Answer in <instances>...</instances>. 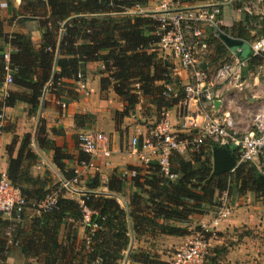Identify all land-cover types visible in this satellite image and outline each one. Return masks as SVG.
Returning a JSON list of instances; mask_svg holds the SVG:
<instances>
[{
  "label": "trees",
  "instance_id": "16d2710c",
  "mask_svg": "<svg viewBox=\"0 0 264 264\" xmlns=\"http://www.w3.org/2000/svg\"><path fill=\"white\" fill-rule=\"evenodd\" d=\"M139 1L21 0L16 15L21 21L30 17L38 19L41 41L35 47L29 32H6L0 19V115L4 108L18 103L27 106V115L31 117L51 99L75 100L78 93L71 88L72 83L78 74L83 78L89 62H100L103 66L99 71L101 92L111 89L123 102V109L115 111V126L129 116L140 101L148 102V112L153 105L159 110L177 105L183 97L182 86L172 76L170 63L158 50V37L154 34L156 22L123 13L125 8ZM250 1L240 0L236 6L243 8ZM244 14L262 24L257 15ZM7 45L11 48L10 85L15 89L4 91L2 85L7 70L3 52ZM167 86L177 90L178 96L167 92ZM33 143L39 149L52 150L53 166L62 178L75 175V169L67 167L69 160L76 158L79 164L90 159L89 154L78 148L76 155H72L64 147L55 145L47 137L42 118L34 137L30 133L21 137L14 134L5 146L6 175L20 190L27 207L13 231L16 245L7 243L5 232L9 222L0 214V264H6L16 247L25 257L24 264H33L32 261L37 264H120L132 239L139 241L140 237H153L157 233L188 234L186 223L217 207L222 192L232 196V200L251 192L256 201L264 202V174L259 164L238 162V152L231 147L237 161L234 170L210 177L211 148L215 143L205 140L197 150L189 151L187 157L176 152L170 155L171 172L177 175L174 179L163 176L155 161L142 166L128 165L126 170L135 172L130 180L135 190L124 206L116 196L124 195L125 177L119 178L114 171L107 183L109 193L94 192L100 185L98 176L94 175L87 182L89 195L82 204L60 190L51 209L36 212L35 204L54 190H50L53 183L50 173L40 176L31 170L39 160ZM83 207L92 213L89 224L84 226L85 236L80 238L78 228L83 224ZM28 208L34 212L31 217L25 215ZM91 224L96 227L91 228ZM149 257L148 253L136 251L128 255L132 262L154 264Z\"/></svg>",
  "mask_w": 264,
  "mask_h": 264
},
{
  "label": "crops",
  "instance_id": "0c3cea01",
  "mask_svg": "<svg viewBox=\"0 0 264 264\" xmlns=\"http://www.w3.org/2000/svg\"><path fill=\"white\" fill-rule=\"evenodd\" d=\"M206 1L221 3L223 22L219 28H204V36L208 48L207 53L202 55V58H199V66L201 63L206 64L205 68H200L210 77L219 64L227 62V60H231L234 57L245 59L247 65L241 73V86L225 87L223 89L221 100L213 101L212 104L204 101L190 102L187 112L190 116L196 117L198 122H200L206 116L221 114L227 111L233 117L236 125L238 120L237 115L246 116L255 111L258 112L264 110V55H254L251 49V43L262 35L264 24L259 16L258 19L262 24L244 14L246 11L243 8H238L236 6L237 2L240 0H181L179 7H191ZM141 2L144 6L151 8L156 5L157 0H141ZM20 4L21 0H0V19L4 23V30L8 33L29 32L35 47H38L41 41L38 19L30 17L21 21L20 17L16 15V10H19ZM257 10L258 9L255 7L254 12L250 15H257ZM165 61L170 63V66L172 67V76L179 80L181 86L188 82L190 72L180 68L176 57L171 54L165 55ZM102 67L103 66L100 62L87 63L86 73L82 79L84 87L82 89L78 88L76 91L79 96L71 102L65 101L66 105L64 107L60 106L61 109H55L54 104L51 101V104H47L46 107L41 109L42 116L45 118L50 117L47 118L48 122L49 119L53 120L52 123L49 122L45 124L51 127V130L46 129L47 133L50 131V135L47 134V137L52 140L55 145L64 147L66 152H69L72 155H76V153L68 150L73 149L72 145H74V143L72 140L74 133L87 131L102 133L105 139L100 144L99 152L94 156H90V161L95 164L96 168H81L79 164H77L78 160L76 158L69 160L67 162V167L80 169L82 171L81 174L85 173L84 175L85 177L87 176V178L88 175H92L91 173H96L94 175L98 176V180L100 179L99 175H103L102 178L104 179L103 183L105 185L102 187V190L98 189L99 185L94 191L105 194L109 193L107 183L110 176L113 175L115 171L119 174V178L122 176L125 177L123 193L125 195L126 180L131 183V177L135 172L126 170V168H124L125 166L123 167L121 164H115V161L113 162V160L111 161L112 164H109L106 160L110 159L112 156L104 157L102 154V150L106 148L110 149L112 152L116 147L118 149L120 148L121 139L119 133L115 130V127H118V125L115 126L113 114L115 111H121L124 107L122 100L115 95L111 89L106 92H101L99 88V78L101 74L99 71ZM9 88L15 89L13 85H9L8 89ZM24 106L25 105L22 104H16L13 107L4 108L2 112L4 122L9 115L16 116L19 112L25 116V113L22 112V108H25ZM141 108L140 101L129 116L123 117L120 120V127L126 129L125 135H127V141H129L136 133L137 129L139 130V133H141L140 135H142L147 125L152 124L154 120L157 121L162 117L168 119L172 126V130L178 132L181 136L190 135L197 131L192 130L193 132H182L180 129L179 123L182 120V115L186 112V109L180 104L167 109L162 108L160 110L157 106L153 105L151 107L150 115H145V112ZM19 109H21V111H19ZM132 115L135 116L132 117ZM2 126L0 125V172H6L7 154L5 152V146L11 140L12 134L3 131L4 128H1ZM236 129L239 132H243L248 128L239 130L236 125ZM105 130H108V133H112L109 134L113 144L112 149L107 145L109 137L102 132ZM34 136L35 134L33 137ZM35 151L41 160L43 159L47 162L46 164L49 167L53 168L51 160L53 152L51 149H41L42 154L45 155L47 153L48 156H50V159H48L47 156H42L37 150ZM118 157H121V155ZM130 157L131 159L127 157L124 158L126 163L128 161V163H132V165L140 166V163L138 162L139 157ZM116 159L118 158L116 157ZM258 161V159L253 160L257 165L259 164ZM105 169L109 171V176L106 172H104L106 174H101V170ZM54 172L56 173L57 179H59L61 175L57 170ZM91 177L92 176L86 179V183ZM131 189L132 191L135 190L133 187H131ZM127 194L130 195V191H127ZM124 195H118L117 197L122 199L123 203L126 204L127 200L123 197ZM65 196L74 198L70 195ZM232 199L231 201L234 202V204L233 206L230 204V214L217 226L215 230L217 232L216 236L209 238V247H211V241L213 240L216 245L224 243V246L227 247L228 251L227 253L225 251V254L223 253L220 260L216 261V258H213L211 262H213V264H264V202L256 201L251 192L244 196H240L238 199L240 202L245 199L244 203H240L237 199ZM239 203L243 205L240 206ZM84 226L85 225L83 224L82 228H78V235L80 237L85 236ZM236 231H239L240 235H235ZM228 237L230 238V242L228 241L229 244H227ZM138 242V239L131 240L129 247L125 252L124 264L131 263L128 255L131 251H135L133 248H135V244ZM219 250V248H214L212 250L213 257L219 253ZM25 261L24 255L16 247L12 250L5 262L6 264H24ZM32 263L37 264L34 261H32ZM207 264L211 263L207 260Z\"/></svg>",
  "mask_w": 264,
  "mask_h": 264
},
{
  "label": "built area",
  "instance_id": "2783aa9c",
  "mask_svg": "<svg viewBox=\"0 0 264 264\" xmlns=\"http://www.w3.org/2000/svg\"><path fill=\"white\" fill-rule=\"evenodd\" d=\"M180 4L181 0H157L154 7L148 8L139 1L131 7L125 8L123 13L153 19L156 22L154 34L158 37L156 45L162 57L173 55L177 58L180 68L190 72L188 82L182 85L183 97L178 103L186 109L179 124L182 132L197 131L181 136L172 130L170 121L162 117L152 123L151 128L144 131V133L148 131L150 139L143 137L141 141V133L137 129L128 141L125 151L129 156L142 159L144 165L155 161L163 176L174 179L177 175L171 172L170 155L173 152L181 155L197 150L205 140H210L217 145L228 144L235 148L238 152V162L258 159L260 170L264 174V110H260L254 115L251 127L243 132L237 131L235 121L227 111L206 116L200 122L187 112L190 102L204 101L212 104L213 101L221 100L225 87L241 86V73L247 62L245 59L234 57L216 67L210 77L207 76L199 66V58L207 53L208 48L204 28H219L222 25L221 3L206 1L186 8L179 7ZM255 7L258 9L257 16L260 19L264 18V0H252L243 9L248 14H252ZM10 49L7 45L3 52L7 70L2 85L4 91L12 82L8 66ZM251 49L254 55H264V35L251 43ZM82 79V76L78 74L73 83L75 91L84 87ZM170 91H172L173 97L178 96L177 90H172L167 86V92ZM167 92L164 93L166 96ZM60 105L64 107L66 104L62 101ZM1 119L2 114L0 115ZM104 139L103 134L96 131L80 132L77 136L76 146L82 152L94 156L99 152L100 142ZM111 153L112 151L108 148L102 150L104 157H109ZM90 160L79 162V166L81 168H96ZM74 172L75 175L69 179L60 176L59 187L68 194L80 192V198L77 200L82 204L83 199L88 197L89 190L84 192L79 190L82 171L75 169ZM56 198V191L48 194L42 201L35 204L36 212L51 209ZM218 201L219 204L210 224H201L203 232H210L217 228L219 223L230 214V200L226 192L221 193ZM26 207V201L20 190L10 182L6 172H0V214L9 222L5 232L9 245L18 243L13 239V231ZM83 213L82 223L89 224L92 212L83 207ZM95 227L96 224H91V228ZM208 249L209 238H205L202 233H196L172 254L168 264H206Z\"/></svg>",
  "mask_w": 264,
  "mask_h": 264
},
{
  "label": "rangeland",
  "instance_id": "374dc122",
  "mask_svg": "<svg viewBox=\"0 0 264 264\" xmlns=\"http://www.w3.org/2000/svg\"><path fill=\"white\" fill-rule=\"evenodd\" d=\"M246 5H247V3L245 4V6ZM227 61H230V60H227ZM221 64H219L218 66H220ZM71 88L74 90V84L73 83H72ZM78 96L79 95H77V97ZM51 101L53 102L55 109H61L60 103L62 101L51 99L50 101H48V104H51L52 103ZM71 101L72 100H67V102H71ZM63 102H65V101H63ZM18 104L25 105L23 103H18ZM148 106L149 105H148V102L147 101H141V107H142L141 109L145 112V115H148V114L151 113V111L148 112ZM24 107L25 108H22V112L25 113V116L21 112H19V113H17L16 116L9 115V117L6 119L5 122L3 120L4 118H2L0 120V125L1 126L3 125L1 128H4L3 131L10 132L12 134L11 140L9 141V143L12 141V138L14 137L13 134H17L19 137H21V136H23V134L30 132L31 136L33 137V135L36 132V129H37L36 127H37V125L39 123V119L40 118H42V119L45 120V124H47L49 122H51V123L53 122V120H50V119H49V122H48V119L47 118H50V117L45 118V117L42 116V110H41L43 108L42 106L39 108L37 114L35 116H31V117H29L27 115V106L25 105ZM19 111H21V109H19ZM256 113L257 112L255 111V112H253L251 114H248L246 116H240V115L238 116L237 115L238 120H237L236 125H237L238 129L239 130H243V129H246V128L251 127V124H252V121H253V117H254V115ZM113 115H115V113ZM2 117H3V115H2ZM120 126L121 125H120V122H119L118 127H115V130L119 133V136H120V139H121L120 140V143H121L120 144V148L118 149L116 147L115 150H113V152L111 153V156L112 157L110 159L106 160V161L109 164H112L111 161L113 160V162L115 161V164H121V166H123V167L125 166L124 168H126L128 165L135 166V165H132V163L131 164L128 163V161L126 163V161L124 159L126 157L131 159V157L128 155V152L125 151L127 149V147H128L127 135H125L126 129H123V127H120ZM151 127H152V125H150V124L147 125L145 131L148 130L149 128H151ZM46 129H50L51 130V127H49V126L46 125ZM107 131L105 130V131H102V132H104L109 137L108 142H107V145L112 149V145L113 144H112V141L110 139L111 137L109 136V134H112V133H110V132L108 133ZM79 133L78 132L74 133L73 140H72L73 143H74V145H72V148L73 149L72 150H68V151H70V152L72 151V152H75V153L77 152V146H76L77 143H76V140H77V136H78ZM47 134L50 135V131H48ZM140 137H141V139H140L141 141H142V138L143 137H145L147 139H150V135H149L148 131L145 134L143 133V135H140ZM35 145L36 144L33 143L32 148H34L35 150H37L42 156H47L48 159H50V156H48L47 153L45 155L42 154L41 149H39ZM17 146H18V144L16 145V147ZM119 155H121V157H118ZM181 155L184 156V157H187L188 156V153H182ZM116 157L118 159H116ZM138 162L140 163V165H144V161L142 159H139ZM46 163L47 162H45L43 159L41 160L40 157H39V160L37 161L36 165H34L31 168V170H32V172L35 175L38 174L40 176H42L46 172L47 173H50L51 178H53V183L50 186L51 187L50 190L51 191L54 190L56 192H58V191L60 192L61 189L58 186V179H57L56 173L54 172V171H56V169H55L54 166H53V168L49 167ZM105 170H101V174H106L107 173V175L109 176V171L108 170L105 171ZM104 172H106V173H104ZM84 174H81L80 175V179H79V186L78 187H79V190L81 192H84V191L88 190V186H87V183H86V179H88L90 176H93L96 173H94V174L91 173L92 175H88V178H87V176L85 177ZM102 177H103V175H99V178H100L99 179L100 180L99 181L100 182V186L98 187L99 190H102V187L105 185L103 183V180L104 179ZM131 187H133L135 189L134 185L131 184L128 180H126V194L123 196L126 200L128 199V196L127 195H129V194H127V191L128 192L130 191V193L133 192L132 189H131ZM96 191H97V189H96ZM80 194H81L80 192L78 194H68V193H65V195H70V196H72V197H74L76 199L80 198ZM227 196H228V199L230 200L231 206H233L234 202L231 201V196L228 193H227ZM117 200H118V202L120 203L121 206H124V203H123L122 199H120L119 197H117ZM237 201H239V200H237ZM242 202L244 203L245 202V199ZM242 202H240V203H242ZM241 205H243V204H240V206ZM215 206H217V205H215ZM215 211H216V207L210 209L208 214H205L203 216H194V217H192L190 219V221L188 223H186L187 228L189 229V233L186 234V235L169 237L167 235H161V234H158L157 233V234H154L153 237H151V236L140 237L139 238V242L135 244V248H133V250H135L138 253H140V252L148 253L149 256H150L149 257L150 260H152L154 262V264H168V262L171 260L172 254L177 249L181 248L185 244V242L189 239V237H191L192 235H196V233H199V234L202 233L204 235V237L207 238V239L216 236V234H217V232L215 231L216 228L213 229L210 232H205V231L203 232L202 231L203 230L202 229V225H201L202 223H205V224L209 225L210 222H211V219L215 215ZM33 214H34L33 210L30 209V208H28L25 215H27L26 217H31V215H33ZM82 226H83V224L79 226V229L82 228ZM208 228L210 229V227H208ZM235 235H240V232L239 231H236V234ZM80 238H83V237H80ZM229 240H230V238L228 237L227 244H229L228 243ZM214 248H219L220 249L219 250V253L216 254V256L218 255L217 257L216 256L213 257V255H212L213 254L212 253V250ZM225 251L227 253L228 249H227L226 246H224V243L223 244H220V245H218V244L216 245V243H214L213 240H212L211 241V247H209V249H208V252L209 253L207 255V260L211 264H213V262H211L213 260V258H216V261L217 260H220L221 259V256H223V253L225 254ZM124 260H125V255H124V258H123V260L121 261L120 264H124L123 263ZM129 264H140V263H136V262H132L131 261V263H129ZM216 264H218V263H216Z\"/></svg>",
  "mask_w": 264,
  "mask_h": 264
},
{
  "label": "water",
  "instance_id": "95a60500",
  "mask_svg": "<svg viewBox=\"0 0 264 264\" xmlns=\"http://www.w3.org/2000/svg\"><path fill=\"white\" fill-rule=\"evenodd\" d=\"M264 24V18H262ZM205 63H201L200 67L205 68ZM212 172L210 177L221 173L234 170L236 167V159L232 154V148L228 144H213L211 148Z\"/></svg>",
  "mask_w": 264,
  "mask_h": 264
}]
</instances>
